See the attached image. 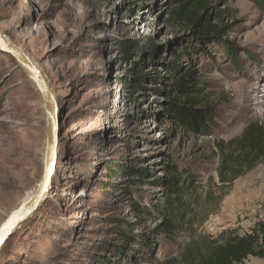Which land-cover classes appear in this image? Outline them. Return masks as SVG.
Segmentation results:
<instances>
[{
	"label": "rangeland",
	"instance_id": "374dc122",
	"mask_svg": "<svg viewBox=\"0 0 264 264\" xmlns=\"http://www.w3.org/2000/svg\"><path fill=\"white\" fill-rule=\"evenodd\" d=\"M199 1L213 5L203 14L220 34L180 24L179 0H0V32L44 75L59 109L52 186L0 264H198L264 222V159L231 185L221 181L234 179L223 166L239 157L246 131L264 129V5ZM123 42L133 45L127 60ZM170 62L195 75L191 107L207 111V136L169 122ZM48 125L34 81L0 51V229L42 179ZM166 156L184 190L171 208L190 210L171 242L159 235L158 211L170 204L158 183L169 179ZM117 166L147 175L107 178Z\"/></svg>",
	"mask_w": 264,
	"mask_h": 264
},
{
	"label": "trees",
	"instance_id": "16d2710c",
	"mask_svg": "<svg viewBox=\"0 0 264 264\" xmlns=\"http://www.w3.org/2000/svg\"><path fill=\"white\" fill-rule=\"evenodd\" d=\"M251 1L264 5V0ZM179 2L176 17L180 24L190 26L199 37L201 36L203 38L211 37L222 32L213 27L212 20L210 18L208 19L206 16L213 8L212 4L199 0H179ZM132 46L130 42L122 43L121 50L125 60L133 54ZM186 52L194 53L195 49L192 47L185 50L183 55H178L176 57V61H180L181 57L186 55ZM153 56L149 57V60H152ZM145 62L146 60L143 61V65ZM142 77L143 75H138L133 85H130L127 81L126 84H128V86L130 85L131 88L137 89L139 88L138 81H140ZM164 81L166 96L169 98L172 97L176 101L170 103L167 117L172 126H182L184 129L194 130L200 135L207 136L209 131L204 123V120L207 118V111H196L191 107V105L197 104V99L196 97H190L193 90L188 87V84L189 82L197 81L195 75L179 71L178 64L170 62L168 64V76L164 78ZM166 159L167 162H165L163 166L169 179H161L158 183L164 185L167 189L166 193L170 204L168 206L169 209L158 211L162 214L160 218L163 219V224L159 229V235L166 238L168 242H171L175 240L177 234L186 229L187 225L185 220L189 216L190 210L189 208L181 206L176 210L171 208L179 204L184 190L177 167L171 164L169 157L166 156ZM263 159L264 129L252 127L243 135L239 157L234 159L228 156L223 166L225 172L230 171L234 174V179L229 181V179L223 177L221 178L222 184L226 186L231 185L237 179L252 171L254 166ZM231 163H233V165ZM108 171L107 178H117L125 174L128 175L133 173L134 177L141 180L147 175L145 170L133 169L129 171V168L122 166L109 167ZM140 182L143 181L141 180ZM173 198L174 200H172ZM140 211L143 212L144 209H140ZM250 257L264 259V222L259 223L249 236L228 237L221 243H218V245H214L209 254L205 255L198 264H244Z\"/></svg>",
	"mask_w": 264,
	"mask_h": 264
},
{
	"label": "water",
	"instance_id": "95a60500",
	"mask_svg": "<svg viewBox=\"0 0 264 264\" xmlns=\"http://www.w3.org/2000/svg\"><path fill=\"white\" fill-rule=\"evenodd\" d=\"M0 51L16 60L25 70L31 80L38 88L48 114L49 125L47 132L46 153L44 159V173L40 183L33 191L32 197L24 201L22 206L16 210L0 229V253L15 231L27 222L43 204L45 197L52 186L55 174V164L58 159V124L59 109L58 103L53 95L49 83L36 65L19 47L5 40L0 32Z\"/></svg>",
	"mask_w": 264,
	"mask_h": 264
},
{
	"label": "bare ground",
	"instance_id": "6f19581e",
	"mask_svg": "<svg viewBox=\"0 0 264 264\" xmlns=\"http://www.w3.org/2000/svg\"><path fill=\"white\" fill-rule=\"evenodd\" d=\"M6 41H7V40H6ZM7 42H8V41H7ZM9 43H10V42H9ZM56 167H57V164H55V169H56ZM55 171H56V170H55ZM8 196H9L8 194H2V198H3V199L8 198ZM31 197H32V196H31ZM31 197H30V198H31ZM30 198H29V199H30ZM227 207H228V205H227ZM225 211H226V210H225Z\"/></svg>",
	"mask_w": 264,
	"mask_h": 264
}]
</instances>
